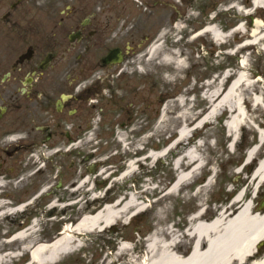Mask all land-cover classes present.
<instances>
[{"label": "rangeland", "instance_id": "obj_1", "mask_svg": "<svg viewBox=\"0 0 264 264\" xmlns=\"http://www.w3.org/2000/svg\"><path fill=\"white\" fill-rule=\"evenodd\" d=\"M120 4L118 19H112L107 26L100 29L102 34L111 33L112 41L103 40L99 48L91 49L85 48L81 42L75 53H81L82 57L90 61L94 77L101 79L100 86L104 84L108 87L117 82L119 74L117 72L109 78L105 77L107 69L101 68L95 60L104 53V48L107 51L116 45L123 48L130 42L133 51L127 57L132 58L128 61L129 67L122 70L127 75L123 80L128 85L131 83V96L143 92L140 81L145 82V87L153 86V116L149 120L146 116H138V120L126 129L128 132L130 129L135 131L139 128L137 136L131 137L122 131L119 133L127 138L128 149L123 148L122 143L116 140H108L107 143L101 141L98 147L90 141V160L84 161L83 165L96 161L100 170L88 174L78 173L79 168L69 170L67 177L78 178V182L85 180V184L78 191L77 197L68 200L58 202L55 197L45 195L48 191L45 187H55L58 181L55 178L56 173L42 166L37 157L27 155V168L19 174L21 181L16 184L17 188L3 184L1 190L4 191L2 194L0 191L1 197L4 198L2 200L6 203L13 199L26 201L34 196L33 191L37 186H42L41 182L44 190L39 198L26 207L24 217L20 216V212L13 210L17 205L8 206L7 209L14 212L0 217V251H9L11 256H14L13 259H8V255L3 256L0 253V256L9 260L6 264L27 262L29 251L23 249L24 245L44 243L56 238L64 222L77 221L82 213L102 208L115 197L131 199L135 196L139 204L145 206L149 203V206L139 214L142 215L139 221L135 220L130 224L131 220L128 219L125 223H116L114 231L108 232L105 229L85 234L79 242L82 244L80 250L63 257L56 264H86L90 261L99 263L104 254L111 263L114 259L111 253L113 248L103 246L106 241H114V247L115 243L119 242L118 235L124 238L132 237L130 240H133V231L137 230V233L142 235L158 227L157 231L166 236L172 221L179 225L185 221V216L202 206H208L204 217L210 220L218 210L234 205H231L230 200L241 188H245L246 199L254 194L250 191L251 194L247 195L249 188L246 177L264 155V144L254 148V144L258 143L259 134L264 132V7L250 10L251 13L247 14L248 11L244 9H252L249 0H191V4H188L187 0H121ZM105 14H109L108 11ZM240 25L243 30H237ZM255 26L259 27L256 32ZM121 31L122 39L119 38ZM129 31L135 34L133 39L128 36ZM147 35L150 40L145 49L140 51V47H143L142 41H146ZM220 38L221 41L218 40ZM153 45H160L159 52L155 57L149 58L147 51ZM124 62L126 64L127 61ZM137 63L138 68L131 67ZM239 79L249 85L247 87L243 84L241 93L237 96L242 111H245L244 118L240 120V123L243 122L241 128L240 123L237 125L234 121L236 113H231L226 107L227 110L219 112L215 118L210 116L205 126L191 131L187 135L188 139L182 141L195 155L194 161L174 164L178 161L181 149L171 148L164 157L156 153L152 161L144 162L141 159L142 162H136L129 176L119 179L120 173L126 168L125 160L134 154L146 155L147 150L159 151L175 141L179 128H192L194 122L190 120L194 116L203 120L214 104L223 99L224 96L218 101H210L215 89L220 88L226 92ZM141 95L146 97L149 94L145 91ZM163 109L164 115L161 117ZM114 111L115 108L110 107L107 114L111 115ZM235 129L237 135L233 137L230 130ZM94 153L97 155L92 157ZM251 154L254 157L251 163L240 167ZM38 166H41L40 170ZM191 171L193 178L186 180L190 181L189 184L180 186L178 195L165 194L176 177H183ZM201 182H205V185L197 187ZM195 187L199 188L198 192ZM70 188L72 187L64 190L72 193ZM74 192L76 193V190ZM5 195L8 198H5ZM262 195L264 184L256 198ZM94 197L104 199L98 202L90 201V198ZM105 198L107 202H104ZM78 199L87 200L88 204L78 203L79 208L76 205H65ZM258 200L256 199V203ZM53 203L55 205L52 207L56 208L51 207ZM131 210L132 207L127 208L125 214ZM33 216L36 217L35 224L33 230L26 231L27 237L12 243L5 242L7 237L30 225ZM141 242L139 239V243ZM135 245H138V242H135ZM189 249L188 246L186 252ZM115 261L120 263V260Z\"/></svg>", "mask_w": 264, "mask_h": 264}, {"label": "flooded vegetation", "instance_id": "obj_2", "mask_svg": "<svg viewBox=\"0 0 264 264\" xmlns=\"http://www.w3.org/2000/svg\"><path fill=\"white\" fill-rule=\"evenodd\" d=\"M120 2L0 0V174H13L17 178L25 169L27 155L34 154L44 158L45 168L55 172L58 180L55 187L48 186L45 195L55 197L58 202L68 200L79 192L68 193L64 189L77 188L78 178L66 174L78 168L80 174L88 171V165H83L89 152L87 142L114 140L116 129H128L138 116L148 119L153 116L150 101L153 86L140 83L143 90L138 92L140 96L130 95L131 83H126L124 91L116 84L109 86L106 94L102 93L98 80L90 73V61L75 53L81 42L91 49L99 48L103 40L112 41L111 33L102 34L100 29L118 19ZM122 35L121 31L120 39ZM128 36L133 39L135 34L129 31ZM147 41L148 38L142 41L140 51ZM127 45L123 49L113 47L120 49L121 62L103 63L102 58L110 51L105 48L95 62L110 68L107 72L110 75L118 72L117 79L123 80L127 75L122 70L129 67L132 57L127 56L133 51ZM145 91L149 96L140 102ZM126 100L131 102L125 107ZM110 107L115 108L111 115L107 114ZM138 130L129 135L137 136ZM141 217L134 215L130 224ZM114 230L116 227L108 232ZM121 238L118 235V241ZM135 240L138 245L131 246L127 253L139 255L145 251L143 242ZM113 242L106 241L103 248H113L111 253L117 254L118 246L115 243L113 247ZM258 249L264 251V240ZM106 256L99 263L86 264H124L127 258L122 255L120 263H109Z\"/></svg>", "mask_w": 264, "mask_h": 264}, {"label": "bare ground", "instance_id": "obj_3", "mask_svg": "<svg viewBox=\"0 0 264 264\" xmlns=\"http://www.w3.org/2000/svg\"><path fill=\"white\" fill-rule=\"evenodd\" d=\"M256 9L264 6V0H255ZM258 26H255L254 31L258 30ZM243 30V27L237 28V30ZM197 37L194 36L193 40ZM222 40V38L218 39ZM160 45L151 46L148 51V57L153 58L159 52ZM239 79L233 83V87L229 90L222 91L220 88L215 89L210 101H218L222 96L223 99L218 103L214 104V107L209 111L208 115L200 120L197 116H194L190 121L194 122L192 128L196 129L201 126L206 125V121L212 117H216V114L223 113L227 110L231 113H236L234 116V121L238 125L240 120L245 116V111L239 103L238 93H241V86L246 84L244 81ZM225 92V95H223ZM227 107V108H226ZM233 111V112H232ZM161 117L164 115L161 113ZM183 117V115H180ZM237 120V121H236ZM186 121V120H183ZM233 121V120H232ZM243 122L239 124L242 127ZM195 126V127H194ZM192 131L187 127L179 128L177 130V136L172 145L167 147L164 151L160 153V156L164 157L171 148H180L179 158L177 163L180 165L183 162H192L195 159L193 152L186 148L182 144V141L188 139L187 135ZM230 133L232 131L230 130ZM236 132V129L234 131ZM260 141L264 144L263 134L259 136ZM259 141V142H260ZM155 154L153 152H147L143 160H153ZM245 167L248 166L247 163L251 162V157L248 156L246 159ZM250 164V163H249ZM135 163L133 161L128 162L126 168L120 173L119 179L126 178L129 176L134 169ZM197 167H195L196 169ZM193 171L189 172L188 175L177 179L175 184L166 191V194L175 192L180 186L189 184L193 178ZM241 172V171H240ZM247 178V188L249 192H254L261 184L264 183V157L263 161L255 167L253 171L246 177ZM85 180H83L79 187L83 185ZM99 197H94L98 199ZM251 199H245L243 196V190H241L233 198L232 212H218L217 216L211 222H203L200 218L193 217L190 219L191 225L187 229V236L191 237L189 239L191 252L182 257L178 255L181 252L180 247L185 244L186 241L180 240V236L173 234L172 237L166 239L163 236V232L157 234V238L151 240L147 244L146 256L142 261L130 259L129 264H264V251H260V245L264 240V207H258L253 205V197ZM90 200H93L90 198ZM94 201V200H93ZM53 204H51V207ZM7 204L3 201L0 202V217L4 215L11 214L10 210L7 209ZM132 207L131 212L126 213L127 208ZM144 206L139 204L135 196L131 199L128 198L127 202L125 200H118L112 207L98 208L93 212H87L77 219L74 223L66 226L62 231L59 232L56 238H54L50 243L43 244H28L24 245L23 249L26 248L30 254L31 258L28 264H56L63 257L71 254L75 247L79 246L80 240L87 233H94L97 231L105 230L111 227L112 224L118 222L127 221L130 214H138L144 211ZM22 206H19L16 210L20 211ZM202 212L197 213L200 216ZM33 226L29 227L24 231H18L13 237L8 239L7 243H12L17 240H23L26 235V231L32 229ZM168 235L171 236V232L167 229ZM2 244V243H1ZM119 252L125 250L123 244L118 247ZM17 253V252H16ZM10 252L7 256L8 259L14 258L10 256ZM17 257V255L15 254ZM3 257L0 256V263L3 261Z\"/></svg>", "mask_w": 264, "mask_h": 264}, {"label": "water", "instance_id": "obj_4", "mask_svg": "<svg viewBox=\"0 0 264 264\" xmlns=\"http://www.w3.org/2000/svg\"><path fill=\"white\" fill-rule=\"evenodd\" d=\"M113 53H111L107 58H106V62H108L107 60L112 57ZM264 204V202H262Z\"/></svg>", "mask_w": 264, "mask_h": 264}]
</instances>
